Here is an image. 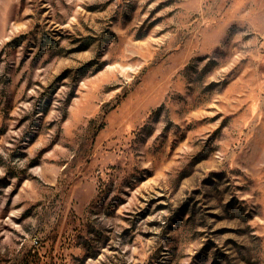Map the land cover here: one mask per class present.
I'll list each match as a JSON object with an SVG mask.
<instances>
[{"label": "rangeland", "instance_id": "1", "mask_svg": "<svg viewBox=\"0 0 264 264\" xmlns=\"http://www.w3.org/2000/svg\"><path fill=\"white\" fill-rule=\"evenodd\" d=\"M0 264H264V0H0Z\"/></svg>", "mask_w": 264, "mask_h": 264}]
</instances>
